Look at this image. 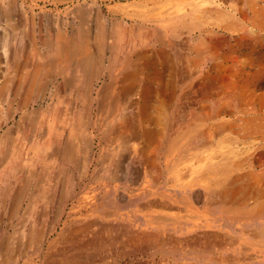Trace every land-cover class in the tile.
I'll return each instance as SVG.
<instances>
[{"label":"rangeland","instance_id":"1","mask_svg":"<svg viewBox=\"0 0 264 264\" xmlns=\"http://www.w3.org/2000/svg\"><path fill=\"white\" fill-rule=\"evenodd\" d=\"M3 1L0 264H264V0H11L8 20ZM101 25L126 29L131 68L121 65L124 51L94 54ZM81 26L98 58L89 84L65 85L80 77L72 65L43 67L19 106L14 88L32 67L18 73L17 60H53L44 44L68 42ZM110 81L117 105L100 110ZM72 93L85 100L86 153L80 147L72 162L56 160L47 204L26 212L37 195L30 179L13 207L5 187L22 184L9 178L4 155L45 140L48 116L32 131L31 115ZM63 108L50 133L60 148L72 126L59 124ZM34 227L43 228L42 239L27 243Z\"/></svg>","mask_w":264,"mask_h":264},{"label":"bare ground","instance_id":"2","mask_svg":"<svg viewBox=\"0 0 264 264\" xmlns=\"http://www.w3.org/2000/svg\"><path fill=\"white\" fill-rule=\"evenodd\" d=\"M3 5H5V7L6 6L7 7H10L8 9L7 8H3L5 10L2 12L3 13L2 16L8 20L9 19L8 18L9 17V14L10 15L13 14L16 9L14 10L13 3H11V0H5V1H3ZM7 20H6V22H7ZM82 20H83V18H82ZM87 25L88 24H86V26ZM86 26L79 27L78 28L79 30L77 32H75V33H77V35L75 34L76 36H72L73 37L72 40H75V38H77V40H76L77 43H75V41L73 42L69 38L70 41H68V42H64V40L62 39L63 41L56 40L57 43H55V44H44L45 48L48 51L49 50H52L53 51V54H51V55H54L53 56L54 57L53 60H51V58L48 60L49 57H48L47 54H45L48 57L47 59L46 58H43V59L42 58H38L36 56L37 59L31 58V60H30L29 59L30 57H28V56L25 57L24 56L25 58L23 60H21V61L17 60L14 69L17 70L18 73L20 72V70H24V69H28L29 67H32L31 68L32 69V72L24 80V83H22L21 85L18 84L14 88V93H15L16 92L15 90H18L19 87H20V89H19L20 95L19 96H20L21 99L18 101L19 102L18 103L19 106H23L24 104H26V102H28L30 100V98H32L31 96H32L33 93H35V86H36L35 84L37 83V82L35 83V77L33 78V75L37 74L41 70V68H43V67L44 68H49V67H53V66L54 67H56V66H62V68L60 69L61 72H62V70H66V68H69V65L74 66L75 71L78 72V73L80 72V75H79L80 77L79 78L77 77L75 80L82 79L83 80V83H80V84L72 83L73 81H75V80L72 79L73 78L72 77L71 78V81L70 82H66L65 85H68V86H70V85L72 86L73 85V86H76V87H83L84 88V87H86L89 84L88 83V79L90 77H93V75H95L97 73L96 71L99 69V68L97 69V65H95V64L98 63L97 62L98 61V58L96 59L95 56L96 55L97 56H100V55L102 56L103 51H106L108 53L109 52L124 51V54H125L124 55V60L121 62V65L123 66L124 69L129 68V67L131 68L133 66V64L135 62L130 58V56H129V50L127 51V49L129 48V43H128L129 41L127 40L128 41L127 42L125 40L127 38V34L128 33H126V29L122 27L123 25L117 27L114 32L112 31V29L109 30L108 28L103 27L102 25H101L102 27L101 26H97V27L95 26L96 27V30H95L96 33H95V37L93 39L94 41L92 40V42H94V44H92V46L93 45L95 46L94 47L95 48L94 50L96 51V53L94 52V54H96L95 56H93L89 52V47H90V45H89V38H88L89 37V30H88V27H86ZM140 31H142V30H140ZM140 31H137V32H140ZM140 35L141 34H139V36ZM68 37L69 36H67V38ZM27 39H28V37H27ZM57 39H59V38H57ZM139 39H140V37H139ZM156 40H157V36H156ZM25 45L27 46V44H25ZM25 45H22V47L20 46V48L22 49ZM132 46H133V44H132ZM6 48L7 47L3 45V49L6 50ZM26 48H24V52H25V49ZM29 49L32 50L34 48L32 47V48H29ZM42 49H44V48H42ZM35 51H37V50H33L34 53H32V57H34V55H37V54H35L36 53ZM28 52H30V51H28ZM26 54H28V53L26 52ZM102 57L100 58L101 60H102ZM108 59L109 58H107V62H108V65L110 66L111 65L110 64L111 61H109ZM13 61H14V59H13ZM113 62H115V61H113ZM94 66L96 67L97 70L94 68ZM134 67H135V65H134ZM46 70H44V71H46ZM94 70H96L95 71L96 73L94 72ZM81 74L83 76H81ZM42 75L43 74H41V76ZM71 75H73V74L71 73ZM110 82L111 83H108V84L106 83L102 87L101 91L99 92V96H98V99H99L98 103L99 104L98 105H99L100 110L104 109L106 105L109 106V107H111L112 110H113L116 107V105H117V98L114 97V95H113V85L111 86L112 81H110ZM37 87H38L37 89L41 90L40 85H37ZM0 90L3 92V90H5V89H2L1 88ZM55 93L57 94L56 91H55ZM84 94H85V92H84ZM71 95H70L69 102H68V100L66 102H64L63 100H58L59 99V97H58V99L56 98L57 103L56 104L54 103L55 105H51V107H48L46 109H42V110L39 109L40 111L39 110L34 111L33 112V115H31V118L29 120V123H30V128L32 129V131L37 130V128L42 125L41 123L43 122L42 120H45V115L48 116L49 121H48V126H47V136H45V138H46L45 140L44 139L41 140V141H35V140L34 141H31L30 140L29 147L27 148V150H26L25 153L23 152V154L21 153V150H19L17 153L16 152L15 153L13 152L10 155H7V156L4 155L5 156V157H3L4 158V162H6L9 165L8 166V169L6 167V173L9 175V178L10 179H14V180H18V181L20 180L19 183L22 184L20 186V184L18 183L19 184V187L14 192L13 191L11 192V189L9 188V185H7L5 187L4 195H7V194H10L11 195V201H12V206L13 207L17 206V204L20 202V200L23 198V196L25 194H27L26 193L27 192L26 190L29 189V187L27 188V185H28V181L30 179H34L35 180V183H37L35 189L32 191V192H35L37 195H34V194L32 195L31 202L27 205V211L26 212L32 211V209L35 207V204H36L37 201H39V202L41 201V202L47 204L50 201V198H51V196H50L51 195L50 194L51 187H54V185L56 184L53 179L58 175V173L60 171L59 170V167H57L58 165H60V163L59 164H56V160L59 158V159L65 160L66 163L67 162H72L73 159H74V155H75V154H73V152L75 150L79 149L80 147L86 153L87 146H89V145H88V142H87L86 138L83 136L84 135V125H85V119H84V117H85V112L84 111L85 110L83 108H84V105H85V100L83 98H81V95L79 97L73 95V93ZM74 100H78V103L80 104L78 108L76 107V109L71 105V101L73 102ZM60 105H63L64 106V108H63V111H64L63 114H64V116L61 117L62 116L61 115L59 117L60 119H62V120L59 121V124H62L65 128H67L69 125H72V126H69L71 129H69V132H67L68 133L67 134V141L65 140L66 143L61 148H60V146L55 145V143L53 142V140L51 141V137H50V133L53 132L52 131V128H53L54 124H56L58 122L57 121L58 120V117L56 116V114H57V112H60L59 109H58V107ZM27 126H28V124H27ZM21 127H22V125H21ZM18 128H19V126H17V129ZM73 128H75L74 131H72ZM6 135L8 136L10 134H6ZM72 136H74V138ZM11 142L12 141L8 142L9 143L8 144V147H9V145H10ZM25 142H26V140H25ZM3 145H4V143H3ZM5 145H6V143H5ZM12 145H13V143H12ZM15 145H17V144H15ZM10 147H11V145H10ZM0 149H1V147H0ZM2 149H3V147H2ZM8 150L10 151V149H8ZM15 150H16V148H15ZM74 153H76V152H74ZM22 155H25V156H22ZM119 160H121V159H119ZM40 164H41V167L43 168L41 171L39 170V167H38ZM118 167H120V164H119ZM45 168H46L45 172L48 173V174H52V176L45 175V173L43 171ZM115 172L117 174L119 172V168H116V171ZM28 192H29V190H28ZM23 231L22 230L19 231V236L21 238H22L23 233H24ZM42 236H43V228H41V227L30 228L29 229V232H28V237L26 236L27 237V240L26 241H27V243H31V242H34V241L35 242H39L42 239ZM4 247H5V244H4Z\"/></svg>","mask_w":264,"mask_h":264}]
</instances>
